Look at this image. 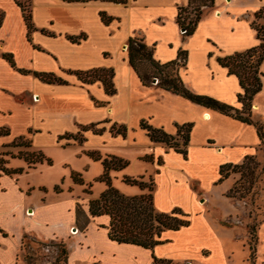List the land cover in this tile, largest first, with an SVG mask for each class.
<instances>
[{"label":"crops","instance_id":"crops-1","mask_svg":"<svg viewBox=\"0 0 264 264\" xmlns=\"http://www.w3.org/2000/svg\"><path fill=\"white\" fill-rule=\"evenodd\" d=\"M212 1L193 33L182 37L176 17L188 0H29V34L21 8L14 0H0V129L7 130L0 136V148L20 137L27 138L31 147L84 143L96 153L111 143L139 145L147 152L137 158H151L155 210L169 213L178 208L189 219L187 227L162 234L164 243L152 250L118 244L108 238V216L89 215L88 199H80V225L79 199L63 200L58 193L53 201L30 202L34 188L23 187L17 175L0 171V264H25L19 253L26 235L59 241L66 251L65 264H152L153 256L170 264H227L225 238L208 219L206 205L220 166L260 157L264 140L252 124L164 91L157 79L144 86L128 62L126 45L129 38L139 36L161 64L178 61V52H186L178 68L185 87L240 111L238 79L217 59L260 44L251 21L264 0ZM100 13L111 20L103 23ZM1 54H11L14 67ZM99 68L112 69L114 94L107 95L99 81L82 83L75 75ZM259 71L264 74V60ZM35 73L52 74L65 84L45 83ZM251 120L264 122V77L252 99ZM140 121L171 136H176L177 126L190 124L186 155L151 143ZM90 125L99 132L82 130ZM112 125L124 126L125 136L111 133ZM65 135H78L81 141L60 139ZM5 161V167L13 169ZM16 224L20 226L14 229ZM257 237L255 264H264V220ZM209 242L217 247L222 262L214 263Z\"/></svg>","mask_w":264,"mask_h":264},{"label":"trees","instance_id":"trees-1","mask_svg":"<svg viewBox=\"0 0 264 264\" xmlns=\"http://www.w3.org/2000/svg\"><path fill=\"white\" fill-rule=\"evenodd\" d=\"M15 3L21 8L23 18L26 23L28 34L32 30L31 16L29 6H25L20 0H14ZM29 2V0H27ZM115 3H125L126 0H105ZM29 5V4H28ZM213 7L212 0H188L186 7H180L176 21L179 28L186 30L185 36L193 33L197 22L200 20L203 10ZM2 13L0 14V25L2 22ZM103 23L107 24L111 18L107 17L104 13H100ZM251 21V27L256 32V37L260 40V44L256 47L247 49L242 52H236L230 56L218 58L217 61L220 66L227 69L229 75H234L238 79L241 93L237 95V101L241 104V110H236L233 107L219 102L209 96L198 95L192 93L183 84L178 75L179 62L177 60L161 64L153 58V48L148 47L141 38L132 37L127 41V55L128 62L134 72L137 74L139 80L144 86L150 84L152 79H157V86L173 94L179 95L192 103L205 107L207 109L219 112L226 116L232 117L238 121L246 124H252L257 132L261 141L264 140V122H253L251 120V105L253 97L261 89V79L264 74L259 71V67L264 60V22L258 24V20L264 21V7L256 12ZM70 40L75 42V39L70 37ZM2 58L6 60L11 67H14L13 57L11 54H1ZM186 52H178L179 58L185 59ZM20 73L26 71L19 70ZM38 79L45 83L65 84L64 81L55 77L52 74L35 73ZM78 80L82 83H93L99 81L107 95L115 93L112 83L113 71L112 69H93L86 72H75ZM140 129L146 132L151 143H161L175 152L186 155V146L189 140V132L191 129L190 124L177 126L176 136L166 134L162 129H157L149 126L145 121H140ZM91 129L94 133L98 130L94 129V125L83 127L82 130ZM110 132L125 136L126 128L124 126L112 125ZM7 134V130L0 129V136ZM62 138H72L80 142L81 138L78 135H65ZM13 147L30 148L31 144L27 138L20 137L11 143ZM21 153V154H20ZM19 152L16 157L11 158L23 159L27 165V169L34 168L35 164L42 163L44 160L49 164L50 161L45 159L40 152ZM8 155V154H4ZM93 160H101L103 173L99 177L100 182L106 185L105 191L96 199L88 201V212L91 217H99L106 215L109 218L108 238L118 244H130L142 247L144 249L152 250L155 246L164 243L160 239L161 233L164 231H177L189 225L188 215L183 213L180 209L175 208L169 213H160L155 210L152 201L153 181L147 184L140 177L139 179H132L128 177L123 178V182L129 185L137 186L143 193L136 196H124L112 187L109 172L111 170L119 171L128 165L127 161L109 156L104 159L96 152H89L87 154ZM255 157H246L240 164L232 165L226 164L219 168V178L217 183L226 179L231 173L243 174L247 171L251 175L250 183L253 182L254 171L257 168V163L254 167H249V163H253ZM145 161H151L150 157H144ZM6 161L0 158V171L7 176L20 175L23 172L22 168L8 169L5 167ZM264 170V166L261 168ZM71 180L75 184H83L81 176L77 173H71ZM236 184L232 185L226 194L227 198H235L234 190ZM54 191L60 192L58 186H55ZM86 194H90L87 188L84 190ZM79 208L77 207L76 213L78 214ZM79 215V214H78ZM60 254L66 256L64 248L60 249ZM152 264H170L169 260L157 259L152 257ZM250 264H254L251 262Z\"/></svg>","mask_w":264,"mask_h":264},{"label":"rangeland","instance_id":"rangeland-1","mask_svg":"<svg viewBox=\"0 0 264 264\" xmlns=\"http://www.w3.org/2000/svg\"><path fill=\"white\" fill-rule=\"evenodd\" d=\"M20 1L25 6H29L27 0ZM257 22L260 24L259 21ZM179 33L182 37H185L181 32ZM16 129L19 130L20 128L17 127ZM118 144L120 143L100 146V152H98L102 159L113 156L119 159L123 158L122 160L128 162L125 168L109 172L112 187L124 196H128L125 194L136 196L144 192L147 193V189L142 191L137 186L123 182L124 177L132 179L141 177L143 181L150 184L153 177V171L150 169L151 162L145 161L143 158H137L138 155L144 154L147 150L139 145L137 147L132 146L131 143L129 147L118 146ZM137 144L139 143L137 142ZM91 147H87L84 143H71L68 146L63 144H41L40 146L33 144L31 148L27 149L14 148L8 145L0 148V158L9 160L7 163L9 168L23 169V172L17 175L16 178L19 179L18 182L21 186L30 185L34 188L28 199L30 202H36L44 198L47 201H53V196L58 194L53 189L55 186L60 189L61 199H79L77 202L80 211L78 212V224L81 225L83 219L80 199H96L106 189L105 183L98 180L103 173L101 160H93L87 155L93 151ZM19 150L25 153L40 152L50 163L48 164L44 160L42 163L35 164L34 168L27 169L23 159L10 158L11 156L16 157ZM256 163L257 168L254 171L252 183H250L251 175L247 171L242 175L231 173L229 177L220 183L216 182L214 184L211 199L208 200L210 203L206 205L208 219L216 226L215 229L219 230L218 233L225 238L223 246L227 264H250L251 262L255 264L256 262L254 260L255 250L259 244L257 230L264 220V170H261L264 166V152L260 157L254 158L253 163H249V167H254ZM72 172L81 176L83 184L72 182ZM234 184H236L235 198L229 199L224 193L228 187ZM87 188L90 190V194L84 192ZM2 224L6 225L5 222H2ZM12 226L15 229L20 224ZM75 232L71 233L74 234ZM166 232L168 231L161 233L160 239H163L162 234ZM209 244L213 251L214 263L222 262L223 258L216 250L217 247L212 242H209ZM61 248L63 246L59 241H40L26 235L20 245L19 256L25 264H65V257L60 254Z\"/></svg>","mask_w":264,"mask_h":264},{"label":"built area","instance_id":"built-area-1","mask_svg":"<svg viewBox=\"0 0 264 264\" xmlns=\"http://www.w3.org/2000/svg\"><path fill=\"white\" fill-rule=\"evenodd\" d=\"M180 32H181L182 35H185L186 30L183 29V28H180ZM178 62H179V64H181V63L183 62V58H179ZM74 231H75V230H74Z\"/></svg>","mask_w":264,"mask_h":264},{"label":"water","instance_id":"water-1","mask_svg":"<svg viewBox=\"0 0 264 264\" xmlns=\"http://www.w3.org/2000/svg\"><path fill=\"white\" fill-rule=\"evenodd\" d=\"M151 83L153 84L156 83V79H152Z\"/></svg>","mask_w":264,"mask_h":264},{"label":"bare ground","instance_id":"bare-ground-1","mask_svg":"<svg viewBox=\"0 0 264 264\" xmlns=\"http://www.w3.org/2000/svg\"><path fill=\"white\" fill-rule=\"evenodd\" d=\"M28 215H30V214H28Z\"/></svg>","mask_w":264,"mask_h":264}]
</instances>
